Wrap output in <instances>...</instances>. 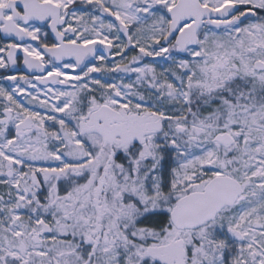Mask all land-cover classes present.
I'll list each match as a JSON object with an SVG mask.
<instances>
[{"label": "snow or ice", "instance_id": "6c2138e0", "mask_svg": "<svg viewBox=\"0 0 264 264\" xmlns=\"http://www.w3.org/2000/svg\"><path fill=\"white\" fill-rule=\"evenodd\" d=\"M0 264H264V0H0Z\"/></svg>", "mask_w": 264, "mask_h": 264}]
</instances>
